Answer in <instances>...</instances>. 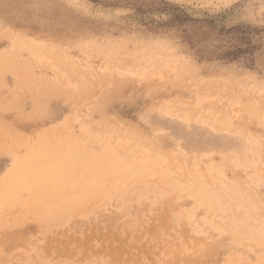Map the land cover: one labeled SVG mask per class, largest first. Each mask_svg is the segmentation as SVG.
Listing matches in <instances>:
<instances>
[{"label":"rangeland","instance_id":"374dc122","mask_svg":"<svg viewBox=\"0 0 264 264\" xmlns=\"http://www.w3.org/2000/svg\"><path fill=\"white\" fill-rule=\"evenodd\" d=\"M0 264H264V0H0Z\"/></svg>","mask_w":264,"mask_h":264},{"label":"bare ground","instance_id":"6f19581e","mask_svg":"<svg viewBox=\"0 0 264 264\" xmlns=\"http://www.w3.org/2000/svg\"><path fill=\"white\" fill-rule=\"evenodd\" d=\"M92 52H93V51H92ZM81 100H82V99H81ZM78 103H79V102H78ZM45 134H46V133H45ZM45 134H44V135H45ZM43 138H44V137H43ZM46 138H47V137H46ZM50 139H51V138H50ZM46 140H47V139H46ZM43 142H44V141H43ZM37 147H38V145H37ZM45 147H47V146H45ZM49 147H50V146H49ZM39 148H42V150L44 149L43 146H42V147L40 146ZM47 149H48V148H47ZM31 150H32V149H31ZM52 151H53V150H52ZM45 152H46V151H45ZM45 152H44V153H45ZM35 153H36V151H35ZM52 153H53V152H52ZM42 154H43V153H42ZM42 154H41V155H42ZM53 154H54V153H53ZM87 154H88V153H87ZM43 155H44V154H43ZM49 155H50V154H48V157H49ZM30 156H31V155H30ZM34 156H35V155H34ZM34 156H33V157H34ZM44 156H45V155H44ZM38 157H39V155H38ZM38 157H37V158H38ZM41 157H42V156H41ZM50 157H51V156H50ZM17 158H18V157H17ZM27 158H28V157H27ZM34 158H35V157H34ZM37 158H36V159H37ZM56 158H57V157H56ZM58 158H59V157H58ZM58 158H57V159H58ZM63 158H64V157H62V159H63ZM29 159H30V158H29ZM48 159H50V158H48ZM48 159H46V160H48ZM79 159H80V158H79ZM87 159H88V158H87ZM87 159H86V160H87ZM89 159H90V158H89ZM18 160H19V159H18ZM25 160H26V159H25ZM32 160H33V159H32ZM32 160H31V161H32ZM86 160H85V161H86ZM91 160H92V159H91ZM49 161H50V160H49ZM52 161H53V160H52ZM58 161H59V160H58ZM68 161H69V160H68ZM85 161H84V162H85ZM89 161H90V160H89ZM95 161H96V160H95ZM17 162H18V161H17ZM26 162H27V161H26ZM29 162H30V161H29ZM72 162H73V161H72ZM86 162H87V161H86ZM34 163H35V162H34ZM24 164H25V163H24ZM52 164H53V163H52ZM52 164H51V165H52ZM85 164H86V163H85ZM85 164H83V165H85ZM90 164L92 165L91 162H90ZM16 165H17V164H16ZM27 165H28V164H27ZM57 165H58V164H57ZM73 165H74V164H73ZM79 165H80V164H79ZM43 166H44V165H43ZM48 166H49V165H48ZM75 166H76V165H75ZM96 166H97V165H96ZM36 167H38V166H36ZM45 167L47 168V166H45ZM52 167H53V165H52ZM19 168H20V167H19ZM75 168H76V167H75ZM21 169H22V171H23L22 173H24V174H27V173H28V172H27V170H28V169H27V166H24L23 168L21 167ZM36 169H38V168H36ZM44 169H45V168H44ZM12 170H13V169H12ZM79 170H80V169H79ZM85 170H87V169H85ZM74 171H75V170H74ZM76 171H77V170H76ZM16 172H18V171H16ZM26 172H27V173H26ZM82 172H84V171H82ZM89 172H90V171H89ZM29 173H30V172H29ZM29 173H28V174H29ZM32 173H33V172H32ZM76 173H77V172H76ZM87 173H88V172H87ZM28 174H27V176H28ZM48 174H49V173H48ZM72 174H73V173H72ZM81 174H82V173H81ZM77 175H78V174H77ZM77 175H76V176H77ZM83 175H84V173H83ZM9 177H10V176H9ZM13 177H14V176H13ZM16 177H17V176H16ZM42 177H43V175H42ZM55 177H56V176H55ZM85 177H86V176H85ZM87 178H88V177H87ZM11 179H12V178H11ZM25 179H26V177H25ZM84 179H85V178H84ZM20 181H22V180H20ZM76 181H77V180H76ZM31 182H32V181H31ZM11 183H12V182H11ZM29 184H30V183H29ZM41 184H42L41 180H39V181L37 180V181L34 182V185H32V187H33L34 189H37V188H39V187L42 186ZM13 187H14V186H13ZM46 189H47V187H46ZM5 190H6V189H5ZM1 192H2V191H1ZM2 196H3V195H2ZM5 196H6V195H5ZM7 198H8V197H7ZM7 198H6V199H7ZM6 199H4V200H6ZM1 200H2V199H1Z\"/></svg>","mask_w":264,"mask_h":264}]
</instances>
